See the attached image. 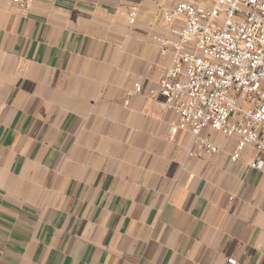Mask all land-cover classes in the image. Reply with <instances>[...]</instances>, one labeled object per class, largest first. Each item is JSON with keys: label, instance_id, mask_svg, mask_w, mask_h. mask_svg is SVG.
Masks as SVG:
<instances>
[{"label": "crops", "instance_id": "1", "mask_svg": "<svg viewBox=\"0 0 264 264\" xmlns=\"http://www.w3.org/2000/svg\"><path fill=\"white\" fill-rule=\"evenodd\" d=\"M181 1L0 0V264H264L253 148L196 155L161 106Z\"/></svg>", "mask_w": 264, "mask_h": 264}, {"label": "built area", "instance_id": "2", "mask_svg": "<svg viewBox=\"0 0 264 264\" xmlns=\"http://www.w3.org/2000/svg\"><path fill=\"white\" fill-rule=\"evenodd\" d=\"M26 8L31 0H13ZM136 6L126 10L128 22ZM155 36L172 63L158 80L161 106L176 116L170 133L189 131L194 153H216L208 130L234 138L230 160L250 146L249 166L264 171V0L181 1L164 9ZM134 85L126 92H140ZM223 264H240L227 257Z\"/></svg>", "mask_w": 264, "mask_h": 264}]
</instances>
